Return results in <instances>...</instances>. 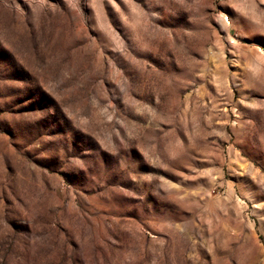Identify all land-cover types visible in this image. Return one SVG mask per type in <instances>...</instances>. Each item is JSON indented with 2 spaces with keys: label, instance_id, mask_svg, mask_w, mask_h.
Here are the masks:
<instances>
[{
  "label": "rangeland",
  "instance_id": "rangeland-1",
  "mask_svg": "<svg viewBox=\"0 0 264 264\" xmlns=\"http://www.w3.org/2000/svg\"><path fill=\"white\" fill-rule=\"evenodd\" d=\"M0 264H264V0H0Z\"/></svg>",
  "mask_w": 264,
  "mask_h": 264
}]
</instances>
